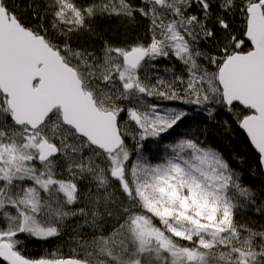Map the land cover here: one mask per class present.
<instances>
[{
	"label": "snow or ice",
	"instance_id": "obj_1",
	"mask_svg": "<svg viewBox=\"0 0 264 264\" xmlns=\"http://www.w3.org/2000/svg\"><path fill=\"white\" fill-rule=\"evenodd\" d=\"M246 211L264 0H0V264H264Z\"/></svg>",
	"mask_w": 264,
	"mask_h": 264
},
{
	"label": "trees",
	"instance_id": "obj_2",
	"mask_svg": "<svg viewBox=\"0 0 264 264\" xmlns=\"http://www.w3.org/2000/svg\"><path fill=\"white\" fill-rule=\"evenodd\" d=\"M213 141H215V143L222 150H224L226 155H230L234 150H238L235 145L230 144L228 141L224 140V138L220 135H214L213 138L208 141V143L212 144ZM237 143H240V142L238 141ZM255 159H256L255 154L250 153V159L248 162L250 164H255ZM251 182L256 185V190L259 192L261 189V184L259 182V179L252 180ZM238 219L242 223H244V222L264 223V217L259 216L255 212H251L249 214V212L246 211V212L242 213L238 217ZM56 243H57L56 241H52V242H48V243L36 242V243L30 244L28 246V254L32 255V256H39V255L43 254L45 248H48V249L54 248L56 246ZM64 252H65V254H67L69 252V249L67 247H65Z\"/></svg>",
	"mask_w": 264,
	"mask_h": 264
}]
</instances>
